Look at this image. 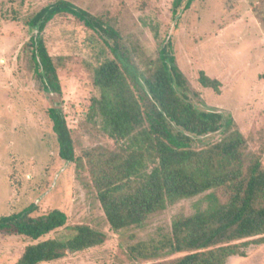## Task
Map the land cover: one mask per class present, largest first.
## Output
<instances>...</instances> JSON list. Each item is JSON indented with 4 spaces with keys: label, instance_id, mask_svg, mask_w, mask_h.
Listing matches in <instances>:
<instances>
[{
    "label": "rangeland",
    "instance_id": "1",
    "mask_svg": "<svg viewBox=\"0 0 264 264\" xmlns=\"http://www.w3.org/2000/svg\"><path fill=\"white\" fill-rule=\"evenodd\" d=\"M57 1L0 0V216L22 213L31 206L32 216L60 210L68 216V228L46 239L68 237L77 225L107 234L104 245L50 264H137L127 249L168 233L174 217L190 215L198 198L151 216L143 229L119 233L110 229L84 160L91 149H116L90 112L92 100L100 95L93 69L104 38L71 16L57 17L47 25L43 35L62 87L58 100L46 94L30 68L27 44L38 30L27 23ZM63 1L112 19L128 64L135 68L132 73H143L141 55L157 59L160 49L171 44L192 89L190 102L199 110L232 117L251 153L264 163V0H194L190 9H181L175 17L173 0ZM200 71L221 82L220 94L199 84ZM57 102L71 131L77 163L59 155L48 116ZM223 137L222 133L195 137L194 148L205 149ZM32 243L26 237L0 233V264H17ZM228 264H264V246H253L247 258L235 257Z\"/></svg>",
    "mask_w": 264,
    "mask_h": 264
},
{
    "label": "trees",
    "instance_id": "2",
    "mask_svg": "<svg viewBox=\"0 0 264 264\" xmlns=\"http://www.w3.org/2000/svg\"><path fill=\"white\" fill-rule=\"evenodd\" d=\"M193 2L173 0L174 17L181 9H190ZM65 16L104 38L93 69V83L100 95L92 100L90 112L116 149H91L84 160L110 229L115 233L143 229L151 216L198 198L190 215L174 217L168 233L130 246L129 258L137 264H228L235 257L247 258L251 247L264 246L263 160L251 153L232 117L199 110L190 102L192 89L171 44L160 49L157 59L141 55L143 73H132L135 68L128 64L112 19L57 1L27 23L38 30L26 50L30 68L46 94L58 100L62 87L43 33L55 18ZM198 82L221 93V82L204 71L199 72ZM57 103L48 116L59 155L77 163L71 131ZM217 133L224 135L218 143L194 148L195 137ZM34 210L31 206L22 213L0 216L1 234L33 242L17 264L54 263L108 240L106 233L89 225L74 226L68 237L46 239L68 228V216L60 210L32 216Z\"/></svg>",
    "mask_w": 264,
    "mask_h": 264
}]
</instances>
